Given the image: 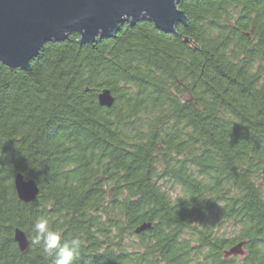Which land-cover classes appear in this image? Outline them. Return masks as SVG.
<instances>
[{
	"label": "trees",
	"instance_id": "16d2710c",
	"mask_svg": "<svg viewBox=\"0 0 264 264\" xmlns=\"http://www.w3.org/2000/svg\"><path fill=\"white\" fill-rule=\"evenodd\" d=\"M178 9L174 34L140 20L48 43L29 71L0 63V264H52L32 244L40 216L83 241L77 264H264V0Z\"/></svg>",
	"mask_w": 264,
	"mask_h": 264
},
{
	"label": "water",
	"instance_id": "95a60500",
	"mask_svg": "<svg viewBox=\"0 0 264 264\" xmlns=\"http://www.w3.org/2000/svg\"><path fill=\"white\" fill-rule=\"evenodd\" d=\"M180 0H0V63L11 69L30 70L31 61L48 43L64 42L70 34L79 36L80 47L93 45L97 40L112 39L120 26L136 25L140 20L151 22L165 34H174L178 25H187ZM101 107L110 109L115 98L110 90L97 96ZM14 188L18 199L29 204L40 190L33 180L17 174ZM143 224L135 234L151 230ZM20 252L29 248L26 234L14 232ZM246 242L224 251V259L243 257Z\"/></svg>",
	"mask_w": 264,
	"mask_h": 264
},
{
	"label": "clouds",
	"instance_id": "9594fccd",
	"mask_svg": "<svg viewBox=\"0 0 264 264\" xmlns=\"http://www.w3.org/2000/svg\"><path fill=\"white\" fill-rule=\"evenodd\" d=\"M32 244L38 246L52 264H77L83 247L78 237L69 238L61 231L51 227L47 217H37L32 224Z\"/></svg>",
	"mask_w": 264,
	"mask_h": 264
},
{
	"label": "rangeland",
	"instance_id": "374dc122",
	"mask_svg": "<svg viewBox=\"0 0 264 264\" xmlns=\"http://www.w3.org/2000/svg\"><path fill=\"white\" fill-rule=\"evenodd\" d=\"M232 231H233V230H232V227H229V231H228V232L230 233V232H232Z\"/></svg>",
	"mask_w": 264,
	"mask_h": 264
}]
</instances>
